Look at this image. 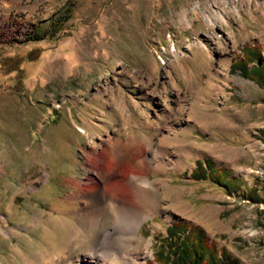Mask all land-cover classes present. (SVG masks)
Listing matches in <instances>:
<instances>
[{
    "label": "rangeland",
    "instance_id": "obj_1",
    "mask_svg": "<svg viewBox=\"0 0 264 264\" xmlns=\"http://www.w3.org/2000/svg\"><path fill=\"white\" fill-rule=\"evenodd\" d=\"M246 47L264 58V0H0V264L95 250L76 234L87 201L65 197L123 193L126 164L104 152L116 138L151 159L152 207L103 219L136 224L138 264H162L175 222L264 264V87L231 70ZM204 159L241 188L192 178Z\"/></svg>",
    "mask_w": 264,
    "mask_h": 264
},
{
    "label": "bare ground",
    "instance_id": "obj_2",
    "mask_svg": "<svg viewBox=\"0 0 264 264\" xmlns=\"http://www.w3.org/2000/svg\"><path fill=\"white\" fill-rule=\"evenodd\" d=\"M128 143L129 145H125L118 138L109 139L108 145L104 149L105 154L114 162V165L126 164L128 173H126L125 180L118 182L116 186L120 187L123 193L114 192L110 188L103 189L97 182L87 190H79L65 197L67 202L72 200L87 201L88 205L84 208L86 216L81 223L79 222L76 234L77 236L82 234L87 238L90 234L93 235L94 237L90 239L87 245L89 249L95 247V250L90 249L84 255L74 254L68 256L65 253L59 255L58 259L47 256L46 259H49L47 264H138L148 255V252H146V255L143 256L142 250L138 249L136 254L130 251L131 241L138 240L136 224L126 226L127 224L113 223L111 226H106L103 220L105 215L118 218L123 214H129L138 219L136 221L138 223L141 220V214L145 213L144 208L148 205L152 207L150 202L152 194L149 190L151 184L148 182L146 175L147 171L150 170L151 159H149L147 153L132 156L130 150L132 144ZM103 176L104 174L101 171L98 172L100 179ZM55 209L59 212H67V209L65 210L63 207ZM105 209L108 211H105ZM81 211L82 209L72 210L71 212ZM117 236L122 241L119 244H114L113 239Z\"/></svg>",
    "mask_w": 264,
    "mask_h": 264
},
{
    "label": "trees",
    "instance_id": "obj_3",
    "mask_svg": "<svg viewBox=\"0 0 264 264\" xmlns=\"http://www.w3.org/2000/svg\"><path fill=\"white\" fill-rule=\"evenodd\" d=\"M30 37L39 41L47 36L35 32ZM250 63L253 66L249 67ZM231 70L239 71L245 78L264 87V58L257 48H244L243 56L231 64ZM191 177L196 180L210 179L223 184L230 192L237 191L242 186L239 178L231 177L226 169L216 168L211 159L197 161ZM249 198L259 201L254 190H250ZM156 243L155 259L162 264H239V260L226 248L219 249L203 228L186 222H175L167 226L165 235L157 236ZM147 264L154 263L149 261Z\"/></svg>",
    "mask_w": 264,
    "mask_h": 264
}]
</instances>
